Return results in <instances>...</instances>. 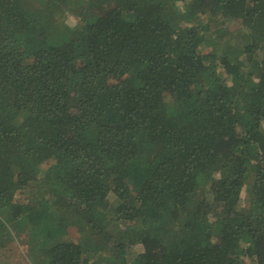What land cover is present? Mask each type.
Masks as SVG:
<instances>
[{"label":"trees","instance_id":"obj_1","mask_svg":"<svg viewBox=\"0 0 264 264\" xmlns=\"http://www.w3.org/2000/svg\"><path fill=\"white\" fill-rule=\"evenodd\" d=\"M90 1L0 0V264H264V0Z\"/></svg>","mask_w":264,"mask_h":264},{"label":"rangeland","instance_id":"obj_2","mask_svg":"<svg viewBox=\"0 0 264 264\" xmlns=\"http://www.w3.org/2000/svg\"><path fill=\"white\" fill-rule=\"evenodd\" d=\"M111 1H113V0H91L90 3H89V8L91 10L94 9V10H98L100 12H102V10H104V12H105V10L107 8H105L104 6H107L108 5L107 2H111ZM226 51L231 56H239L241 54V50L237 46H229L226 49ZM255 84H256L255 81H253V82H252V80L250 81V86H253ZM26 194H28V196H30L28 192H26ZM246 194L247 193H243V195H244L245 198H246ZM15 199L19 200L20 202L25 201L24 195H20V194L19 195H16V198ZM246 200H247V198L245 199V201ZM39 229L41 230L40 227L36 228V227H33L32 226V228L29 229L30 233H28L27 231L23 232V235L21 234V236L18 238V241L17 240L15 241V243L18 245L19 249H23L24 252H25V250L27 251V249H29L31 247V245H32L33 242L38 243V236L39 235L37 236L36 234H38L37 232H40ZM138 250L139 251L142 250V246L141 245H138L137 246L135 252H137ZM13 254H14V256H13L14 259H20V255H15L14 251H13Z\"/></svg>","mask_w":264,"mask_h":264}]
</instances>
